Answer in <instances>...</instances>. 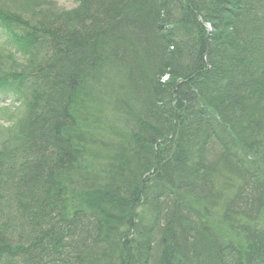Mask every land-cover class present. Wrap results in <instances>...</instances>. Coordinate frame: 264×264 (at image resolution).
<instances>
[{
  "label": "trees",
  "instance_id": "trees-1",
  "mask_svg": "<svg viewBox=\"0 0 264 264\" xmlns=\"http://www.w3.org/2000/svg\"><path fill=\"white\" fill-rule=\"evenodd\" d=\"M76 1L0 2V264H264V0Z\"/></svg>",
  "mask_w": 264,
  "mask_h": 264
},
{
  "label": "rangeland",
  "instance_id": "rangeland-1",
  "mask_svg": "<svg viewBox=\"0 0 264 264\" xmlns=\"http://www.w3.org/2000/svg\"><path fill=\"white\" fill-rule=\"evenodd\" d=\"M3 2L5 5H8V3L11 0H0V2ZM51 2H53L56 6V9L58 10H62V11H70L72 9H74L77 6V1L76 0H49ZM19 102H15V98L12 95H8L7 97H2L0 98V107L3 106H13L18 105ZM19 113L20 111L18 110L17 113H12V111L9 113L8 112V116L4 119H0V143L2 142V140L4 139L5 136H9L12 135L15 127H17L16 122L17 119L19 118ZM11 117V118H10ZM8 129V130H7ZM2 146V144H0V147ZM4 212L1 213L0 212V223L4 220ZM14 220V219H13ZM17 239V236H15L13 238V240ZM14 245V243H12Z\"/></svg>",
  "mask_w": 264,
  "mask_h": 264
},
{
  "label": "bare ground",
  "instance_id": "bare-ground-1",
  "mask_svg": "<svg viewBox=\"0 0 264 264\" xmlns=\"http://www.w3.org/2000/svg\"><path fill=\"white\" fill-rule=\"evenodd\" d=\"M209 29L211 28L210 25L207 26ZM168 75H164V78H167Z\"/></svg>",
  "mask_w": 264,
  "mask_h": 264
}]
</instances>
